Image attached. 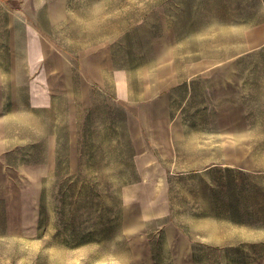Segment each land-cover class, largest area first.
Segmentation results:
<instances>
[{
    "label": "rangeland",
    "instance_id": "rangeland-1",
    "mask_svg": "<svg viewBox=\"0 0 264 264\" xmlns=\"http://www.w3.org/2000/svg\"><path fill=\"white\" fill-rule=\"evenodd\" d=\"M262 20L264 0H0V264H264ZM172 76L201 122L164 157Z\"/></svg>",
    "mask_w": 264,
    "mask_h": 264
},
{
    "label": "crops",
    "instance_id": "crops-1",
    "mask_svg": "<svg viewBox=\"0 0 264 264\" xmlns=\"http://www.w3.org/2000/svg\"><path fill=\"white\" fill-rule=\"evenodd\" d=\"M244 45H245V49L248 52H256L260 53V54H264V20L259 21L257 23H254L250 26H248L245 30L244 33ZM223 69V74H228L230 75V73H232L231 75L233 77H230V79L235 80L234 77L236 76L237 78H239L241 72L243 69H248L246 70L248 72L249 75L253 74L256 72V67H241V66H235L233 65L231 68L225 66L222 68ZM260 70L264 71V67H259ZM202 70H198L195 73H192L193 75L196 73H200ZM245 71V70H244ZM243 71V72H244ZM73 72V70H72ZM264 73V72H263ZM78 75V74H77ZM198 75L194 76L193 78L187 80L186 82H182L184 85V91L182 94V99L185 100L187 98H191L193 95V89L196 88V83L195 81L198 80ZM226 78V77H225ZM173 82H176V78L174 76H172V110L170 108L169 112H167L165 115H157L155 113H152V119H151V134L153 136V141L155 146L159 149V151L164 154L166 156L171 155L174 157V155L177 152V142H175L177 134H178V130H181L182 128H184L183 133L185 140L187 141L188 135L187 132L193 129L199 127V123H196L194 121H200L197 115V118H193V116L189 113H181L180 110V106L181 103L183 101H181L182 99H177L176 94H175V87L177 84H175V86H173ZM177 83V82H176ZM76 91V90H75ZM63 98L67 105H68V109L70 107V105L74 104V98L69 100V99H65L66 97H64L63 95H52L50 98V106L48 108V110H51L53 113H55L53 105L55 104V99H60ZM76 99V97H75ZM154 106V104H153ZM191 103L190 105H187L186 107H184V109L188 110L191 108ZM95 108V104L91 103L89 104L86 108L83 109V114L86 115V121L88 122L87 126H91V115L93 114V109ZM199 109H203L202 105L199 104ZM115 113L121 111V110H113ZM124 114V113H123ZM125 120H123V124H125ZM94 123H96L95 118L93 120ZM115 122V120L113 119L112 122H109V126H112V124ZM201 122V121H200ZM181 127V129H180ZM239 130H233L232 134V138L229 140L230 145L232 146H227L223 151H222V159L228 164L230 165L229 167H232L231 165H237L238 167H244V163H242L240 156L238 155L239 152V147L237 145L238 143V134H239ZM219 135V134H217ZM222 137H224V132L221 133ZM56 141L55 144H59L60 141V137L56 136ZM111 141L113 142V146H118L119 147L123 144V141H126V143L128 145H130L131 152L130 154H124L122 156V160H124L125 158H127V161H129V157L134 156L133 154H135L134 152V148L131 144V141L129 139L128 136V131H126V133L122 130L121 131V135L119 134V136H115L113 139H111ZM135 142V141H134ZM235 147H233V145H235ZM159 152V153H160ZM160 153V154H161ZM161 154V155H162ZM135 157V156H134ZM172 157V158H173ZM56 160L57 163H59L60 161V154L57 151V156H56ZM56 168H58V165L56 166Z\"/></svg>",
    "mask_w": 264,
    "mask_h": 264
},
{
    "label": "bare ground",
    "instance_id": "bare-ground-1",
    "mask_svg": "<svg viewBox=\"0 0 264 264\" xmlns=\"http://www.w3.org/2000/svg\"><path fill=\"white\" fill-rule=\"evenodd\" d=\"M59 10H60V9H57V10H56L55 7L52 8V13H51V15H52V19H53V20H57L58 18L61 17L62 13H61Z\"/></svg>",
    "mask_w": 264,
    "mask_h": 264
}]
</instances>
